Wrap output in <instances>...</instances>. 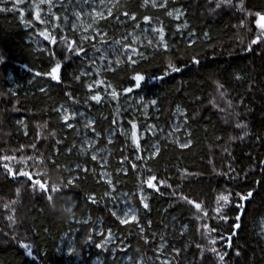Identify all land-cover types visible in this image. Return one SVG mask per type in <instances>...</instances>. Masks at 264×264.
Listing matches in <instances>:
<instances>
[{"label":"trees","instance_id":"obj_1","mask_svg":"<svg viewBox=\"0 0 264 264\" xmlns=\"http://www.w3.org/2000/svg\"><path fill=\"white\" fill-rule=\"evenodd\" d=\"M161 2L105 0L112 15L105 10V18L97 16L95 23L82 16L76 39L89 37L82 46L90 56L92 44L104 52L101 39L120 51L105 52V60L95 53L94 67L84 62L92 74L79 82L67 73L80 60L66 61L57 82L36 75L55 63L43 49H59L39 36L44 26L35 13L39 8L41 15L59 16L62 9L49 14L41 0H0L6 9L0 11V158L14 157L0 159V264H70L74 254L62 250L68 240L87 264H264V43L249 47L258 29L256 18L248 15L264 10V0H245L243 12L224 4L217 9V0H167L164 8L152 7ZM176 9L183 12L180 19H175ZM167 10H173L172 17ZM152 26L163 27L168 47L159 45L158 37L149 45ZM190 32L194 44L188 42ZM61 34L67 33L49 25V35ZM125 51L135 63L122 55ZM170 62L179 71H172ZM137 74L145 77L143 87L135 85ZM97 79L101 85L94 83ZM124 88L132 91L124 93ZM113 90L118 95L111 103H84L90 95ZM144 103H149L146 111ZM79 110L91 115V127L100 133L96 137L88 131L96 142L86 151L80 147L84 123L71 118ZM66 114L73 128L63 121ZM114 119L123 123L127 137L113 126ZM129 119L137 123L139 152ZM149 126L155 127V136L145 131ZM110 130L115 135L109 136ZM151 176L159 192L147 187ZM36 180L45 184L43 190ZM237 192L252 196L243 202ZM141 196L147 197L148 209ZM221 196H229L226 220L214 211ZM123 198L137 212L136 220L125 224L111 214ZM23 243L31 245L32 255ZM212 248L225 256L223 262Z\"/></svg>","mask_w":264,"mask_h":264},{"label":"snow or ice","instance_id":"obj_2","mask_svg":"<svg viewBox=\"0 0 264 264\" xmlns=\"http://www.w3.org/2000/svg\"><path fill=\"white\" fill-rule=\"evenodd\" d=\"M20 3H23L24 0H19ZM47 2L48 4V13L51 14L52 13V9L55 7H58L60 9H62V12L59 16L56 15H51L49 16L48 14L45 15H41V11L39 8H37V11L35 13V20L40 24L43 25L44 27L42 28V30H39V36L43 37L44 41H47L49 44L53 45L55 48L59 49V52L57 53L56 51H53L52 49L49 48H45L43 49V51H47L50 55V57L52 58V60H54V66L51 67V70L49 72L46 73H39L37 72L36 75H45V76H50V78L53 81H57V82H61V70L64 67V62L72 60V59H79L80 60V65L77 66L76 69H74L72 72L67 73V75L71 76L72 79L76 82H79L81 80V77L86 76V75H91V71H89L88 69L84 68V62L87 61L88 64L92 67L95 66L96 64V55L95 53H100L99 55V59L100 60H105L107 59L105 52L110 51V47L104 44V40L101 39L100 43L101 46L104 47V52H101V48L97 47L96 44H92V50H93V55H89V52L82 46V42L87 41L89 39L88 36L86 35H81L79 36V39H76L78 33H79V23L82 20V16L84 19H91L93 21V23H95V18L98 16L100 19H104L105 18V10L107 11L108 15H112V9L111 8H107L105 6V0H41V3H45ZM167 0H163V2H161L159 5H157L156 3L152 4V7L155 8L157 6H159L160 8H164L166 5ZM222 4L224 5H228L230 7H235L237 10L243 12L245 10V0H239L238 4L233 5V0H217L216 2V8L219 9L221 8ZM15 4L13 5V8H15ZM31 7V6H30ZM87 7L88 10H85ZM6 9L4 8H0V11H5ZM8 10H12V9H8ZM175 19H180V17L183 15V12L180 11V9H176L175 10ZM173 10H167V15L169 17L173 16ZM24 12H21V16L23 17ZM248 15L250 16H254L255 19V24H256V28L258 29V32L255 36V38L251 39L250 45L253 44H257V43H264V10L261 11H256V12H249ZM132 19H135V17L133 16ZM143 20L146 24H149L151 22V18L147 15H145L143 17ZM55 21H62L61 23H56ZM26 25L31 26L32 22L31 21H26L25 22ZM49 25L51 26L52 29L56 30L58 29V31L60 33H67L65 34H61L58 37L56 35H49ZM92 25L90 24L89 27H91ZM240 26L244 27V21L241 20L240 22ZM184 27H187V25L185 24ZM177 32L180 31V26H177ZM93 31L96 32H100L99 29L94 28ZM144 31H147V29H145ZM195 35V33H189L188 35V42L190 44H194L195 41L192 39V37ZM205 36L208 35V33H204ZM151 36L153 39L149 40V45H151L153 43V40H157V43L163 47H168L166 41H165V32L163 27L157 28L155 26H152L151 28ZM147 39V36L145 37ZM115 43H119V41H116ZM125 47H127V45H125ZM113 55H116L117 52H119V49H115V50H111ZM132 53H135V49H131L130 50ZM122 55H126L129 56V60L132 63H135V60L132 59L131 55L129 54V52L125 51L122 53ZM60 58H57V57ZM0 59H2V57H0ZM117 60H119V57L117 56ZM110 66V65H109ZM169 67L172 69V71H179V68L174 67L171 62L169 63ZM239 78V77H237ZM133 80L135 81V85L137 88L143 87V83L145 81V77L143 75H135L133 77ZM94 83L96 85H101L102 81L101 80H95ZM108 88H111L112 85H107ZM88 89L89 91L92 90V85L89 84L88 85ZM41 91H44L43 88L40 89ZM132 89L131 88H124L123 92L124 93H129L131 92ZM66 96H68V98L70 100H73L74 102L75 99L72 96L71 93L66 92L65 93ZM117 92L115 90L106 93V95L102 96L99 92H97L96 94L90 95L87 97V99L84 101V103L87 105L89 103V101L95 102L97 104H100L102 102H104L105 100H107L109 103H111L112 101L117 100ZM144 97H140V101H143ZM152 105L156 104V100H151L149 102ZM149 103H144L143 104V108L146 111L148 109ZM64 112H68L67 108L63 109ZM57 111L59 112L60 109H57ZM117 115L122 116L123 113L120 112V109L117 108ZM238 115V113H237ZM77 117H81L85 120V123L83 125L84 129H85V133H84V141L83 143H90V144H94L95 141L94 140H90L89 136H88V131H91V133H93L96 137L100 136V133L96 131V129L94 127H91L92 124H94L95 122L91 119H89L86 114L84 112H77V111H73L71 113V118L72 119H76ZM70 119L69 115H63V121L67 124L68 128H73L74 125L72 123H68ZM128 124L131 125V140H132V144L135 145L134 151L139 152L140 151V146L137 143V123L134 122L132 119H129L127 121ZM186 123V120H185ZM119 125L120 129H121V135H124L127 137V132L124 128L123 123H121L120 120L114 119L113 120V126ZM237 128H241L243 127L242 123H237L236 124ZM175 130L179 131V125L175 126ZM145 131H149L151 133L152 136L156 135V129L153 126H149L148 128H145ZM162 131V130H161ZM109 136H113L115 135V131L110 130L108 132ZM243 137H241L242 139ZM109 143H111V140H109ZM190 143V140L189 142ZM188 144H182L181 147H187ZM152 147H156L155 145H153ZM81 151H86L85 149H81ZM156 151H159L158 148H156ZM4 161H11L14 159V157L11 156H3L2 158ZM93 160L97 159V155H93L92 156ZM137 160H140L139 156H136ZM125 160H127V158H125ZM4 169H6V171L11 174L12 173V168L9 166L8 163H4L3 164ZM133 167H135V165H133ZM20 175H23L24 177L29 178V180L31 179L30 174L28 171H22L21 173H19ZM229 179H232V177H229ZM153 180H155V176H151L149 177L145 183L147 185L148 188L150 189H154L155 191L159 192V189L157 188V186L153 183ZM72 181H69V183H71ZM36 185H38L39 189L43 190L45 188V184L44 183H40L39 180H36ZM161 184H164V181H160ZM109 186L110 187H114L111 184V181L109 182ZM167 187H171V185H166ZM55 190V189H53ZM19 191V189L17 190ZM162 194V193H161ZM106 196H109L110 193L106 192L105 193ZM236 196H238L241 200H246L248 198H250L252 196L251 192H248L246 195H241L240 193H235ZM125 196H127V194L125 193ZM49 199H51L49 197ZM90 200H92V203H96V201L94 199H92L91 197H89ZM113 199H115V197H113ZM147 199V197L145 196H141L140 197V201L141 204L143 206L144 209H148L149 205L148 203H145V200ZM219 201H222L221 204H219L215 209V213H217V217L221 220H226L228 218V212L231 211V208L229 206V196H221L219 197ZM188 203H192V201H188ZM196 207L199 209L200 205L197 204ZM68 211H70V209H68ZM112 216L116 219L119 220V222L121 224H125L128 222V219L131 220H136V209L135 208H128L125 207L123 209H120V214H122L123 217H125L126 219H122L121 215L118 214L117 211H112L111 212ZM237 219H239V217H237ZM149 223H151L149 221ZM236 227L238 228L239 225H236ZM204 228L207 230L208 226L204 225ZM140 232L143 233L144 229L140 228ZM161 239L163 240V237H161ZM225 242H227V238H225ZM212 243H215V240L212 241ZM164 245L161 244V247H163ZM21 247L24 248L27 252V255H32V249H31V245L27 244V243H23L21 244ZM97 248H100L101 245L97 244L96 245ZM71 251V249H70ZM178 251V250H177ZM211 251L213 253H215L218 258L219 261L223 262L225 259V256L216 252L215 248H212ZM135 264V262H134Z\"/></svg>","mask_w":264,"mask_h":264},{"label":"rangeland","instance_id":"obj_3","mask_svg":"<svg viewBox=\"0 0 264 264\" xmlns=\"http://www.w3.org/2000/svg\"><path fill=\"white\" fill-rule=\"evenodd\" d=\"M85 10H88L87 9V7H86V9ZM77 112H83L82 110H79V111H77ZM85 113V112H84ZM86 114V113H85ZM86 116L89 118V119H91V120H93V118L91 117V115H89V114H86ZM80 119L83 121V123H85V120L83 119V118H81L80 117ZM84 125V124H83ZM84 128V127H83ZM81 130V129H80ZM85 130V129H84ZM82 131V130H81ZM83 132V131H82ZM81 132V133H82ZM84 133H85V131L81 134L82 135V137H83V139H82V145L80 146L81 147V149L83 148V149H87V148H92V146L95 144H90V143H83V141H84ZM88 136H89V139L90 140H94L95 142H96V139H95V136L94 135H89L88 134ZM193 203H197V202H195V201H192V205H193ZM197 204H199V203H197ZM200 205V204H199ZM125 207H128V208H135L134 206H133V204H131V202L127 199V198H123L122 200H121V203L120 204H118L117 205V207H115L114 209H113V211H117L118 212V214H120V209H123V208H125ZM200 209V208H199ZM198 209V210H199ZM121 215V218L122 219H126L125 217H123L122 216V214H120ZM136 215H137V212H136ZM131 219H128V221H130ZM70 249H71V251H70ZM66 254H74V257H72L71 259H70V264H86L84 261H82V259H81V257H80V255L78 254V253H76V252H74V249H73V246H72V244H71V242L68 240V242H67V244H66V248H63L62 249ZM100 262H98V260H95V261H93L91 264H99ZM128 264H134V263H132V262H129L128 261ZM135 264H139V262H137V263H135Z\"/></svg>","mask_w":264,"mask_h":264},{"label":"water","instance_id":"obj_4","mask_svg":"<svg viewBox=\"0 0 264 264\" xmlns=\"http://www.w3.org/2000/svg\"><path fill=\"white\" fill-rule=\"evenodd\" d=\"M247 200H250V198H248V199H246V200H242V201L245 202V201H247ZM193 205H194V207H195L196 209H198V208L196 207L197 203H193Z\"/></svg>","mask_w":264,"mask_h":264},{"label":"bare ground","instance_id":"obj_5","mask_svg":"<svg viewBox=\"0 0 264 264\" xmlns=\"http://www.w3.org/2000/svg\"><path fill=\"white\" fill-rule=\"evenodd\" d=\"M159 78H162V76H160ZM80 255V254H79ZM82 261H84L86 263V261L83 259V257L80 255ZM87 264V263H86Z\"/></svg>","mask_w":264,"mask_h":264}]
</instances>
